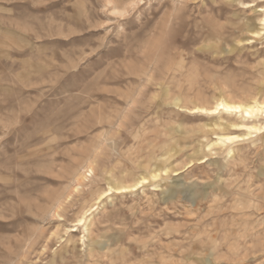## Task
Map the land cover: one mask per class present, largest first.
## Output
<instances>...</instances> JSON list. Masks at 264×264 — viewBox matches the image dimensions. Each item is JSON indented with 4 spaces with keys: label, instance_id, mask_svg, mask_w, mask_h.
Wrapping results in <instances>:
<instances>
[{
    "label": "rangeland",
    "instance_id": "obj_1",
    "mask_svg": "<svg viewBox=\"0 0 264 264\" xmlns=\"http://www.w3.org/2000/svg\"><path fill=\"white\" fill-rule=\"evenodd\" d=\"M261 8L0 0V264H264V132L188 109L264 98Z\"/></svg>",
    "mask_w": 264,
    "mask_h": 264
},
{
    "label": "bare ground",
    "instance_id": "obj_2",
    "mask_svg": "<svg viewBox=\"0 0 264 264\" xmlns=\"http://www.w3.org/2000/svg\"><path fill=\"white\" fill-rule=\"evenodd\" d=\"M242 3L243 5L245 4V2ZM248 7H253V6L251 5ZM262 8L258 11H264L262 10ZM258 21H259L258 24H252L247 26L248 33L252 36V38L260 37L264 33V13H262L259 16ZM249 39H251V37L246 40ZM188 109L191 113H202L212 116L219 115L211 124L213 127L211 129V132L212 135L214 136L209 138L204 143V147H207L209 153L210 151L216 149H227L228 150L227 152L230 155H233L235 145H237L238 143L245 142L248 139H251L254 133H256L258 136V134L264 132V120H261L264 117V98L263 99L254 98L252 100H235L227 97L225 98L224 96H220L217 99L215 105L213 106L199 104ZM224 116H228V117L237 116V117L234 119L225 120ZM158 165H160L161 167L153 168V170L148 174L154 180H157L159 177L164 178L163 175H166L168 177L170 173L175 172L174 170H171L169 167H167L165 163ZM150 177L141 176L140 179L133 184L130 185L124 184L122 186L119 185L117 187L113 186L110 188V191L115 190L117 193L124 192L129 188L132 187L135 188L136 186H141ZM108 192L109 190L108 191L106 190L101 195H104L105 193ZM90 209L91 207L88 210ZM88 210H86L82 214V216L79 219H77V223L74 225V227L84 222ZM75 230L76 229H72L71 231H75Z\"/></svg>",
    "mask_w": 264,
    "mask_h": 264
}]
</instances>
